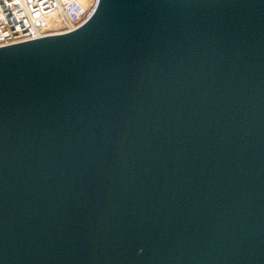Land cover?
I'll return each mask as SVG.
<instances>
[{"label": "water", "instance_id": "obj_1", "mask_svg": "<svg viewBox=\"0 0 264 264\" xmlns=\"http://www.w3.org/2000/svg\"><path fill=\"white\" fill-rule=\"evenodd\" d=\"M0 264H264V0L1 47Z\"/></svg>", "mask_w": 264, "mask_h": 264}, {"label": "built area", "instance_id": "obj_2", "mask_svg": "<svg viewBox=\"0 0 264 264\" xmlns=\"http://www.w3.org/2000/svg\"><path fill=\"white\" fill-rule=\"evenodd\" d=\"M0 0V48L62 35L82 27L99 0Z\"/></svg>", "mask_w": 264, "mask_h": 264}, {"label": "bare ground", "instance_id": "obj_3", "mask_svg": "<svg viewBox=\"0 0 264 264\" xmlns=\"http://www.w3.org/2000/svg\"><path fill=\"white\" fill-rule=\"evenodd\" d=\"M81 2H82L85 6H87V4H88L87 0H81Z\"/></svg>", "mask_w": 264, "mask_h": 264}, {"label": "rangeland", "instance_id": "obj_4", "mask_svg": "<svg viewBox=\"0 0 264 264\" xmlns=\"http://www.w3.org/2000/svg\"><path fill=\"white\" fill-rule=\"evenodd\" d=\"M88 1V0H87ZM90 1V0H89Z\"/></svg>", "mask_w": 264, "mask_h": 264}]
</instances>
